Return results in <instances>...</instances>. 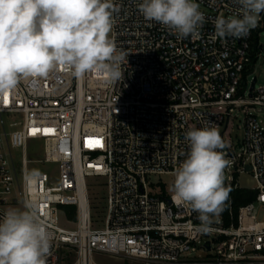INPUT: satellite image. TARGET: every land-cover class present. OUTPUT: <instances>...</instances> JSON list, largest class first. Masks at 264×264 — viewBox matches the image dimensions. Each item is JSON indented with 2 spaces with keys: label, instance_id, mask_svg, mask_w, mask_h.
Masks as SVG:
<instances>
[{
  "label": "built area",
  "instance_id": "1",
  "mask_svg": "<svg viewBox=\"0 0 264 264\" xmlns=\"http://www.w3.org/2000/svg\"><path fill=\"white\" fill-rule=\"evenodd\" d=\"M140 2L114 0L121 7L111 36L129 53L121 81L109 84L96 73L77 79L61 65L45 77L21 78L7 104L0 96V219L38 195L53 234L46 264H96V256L132 264H264V86L255 77L264 44L258 27L239 39L215 37L216 17L239 13L236 0H196L206 17L199 38L178 39L145 20ZM239 115L244 136L227 140ZM212 126L230 161L226 186L243 189L237 177L250 173L257 197L237 215L230 202L213 217L211 233H203L198 213L174 203L151 178L174 181L189 152L185 133ZM31 142L42 143L43 160L30 159ZM37 164L58 165V180L41 173L38 184L28 186L24 178ZM92 178L105 179L103 226L94 220ZM63 207L76 208L73 230L62 226Z\"/></svg>",
  "mask_w": 264,
  "mask_h": 264
},
{
  "label": "clouds",
  "instance_id": "2",
  "mask_svg": "<svg viewBox=\"0 0 264 264\" xmlns=\"http://www.w3.org/2000/svg\"><path fill=\"white\" fill-rule=\"evenodd\" d=\"M237 15H219L215 37H246L264 13V0H236ZM120 5L114 0H0V96L14 90L21 78L45 77L64 66L77 79L90 73L109 84L124 78L128 54L112 38ZM138 11L147 21L165 26L178 39H198L206 17L195 0H142ZM186 159L174 173L172 199L198 213L197 231L211 233L213 217L226 207L225 186L230 161L218 129H190ZM41 173L25 176L28 186ZM264 199V196L261 197ZM42 199L29 196L21 208H8L0 219V264H46L53 234L42 216Z\"/></svg>",
  "mask_w": 264,
  "mask_h": 264
},
{
  "label": "rangeland",
  "instance_id": "3",
  "mask_svg": "<svg viewBox=\"0 0 264 264\" xmlns=\"http://www.w3.org/2000/svg\"><path fill=\"white\" fill-rule=\"evenodd\" d=\"M196 2V0H195ZM258 30L257 33H260L259 42L261 44H264V16L259 18L258 22ZM255 77L258 78V87L264 86V56L258 59L257 65H256V73ZM244 117L242 115L238 116V119H236L233 123V125L230 127L227 140L230 138L233 139V141H237L238 139H242L244 136ZM3 130L0 124V138H3L2 136ZM27 151L29 153L31 160H43L44 159V150L42 143L40 142H31L28 144ZM15 157L18 160H21L22 157V151L18 150L15 151ZM32 170H38L40 173H46L52 179L53 181L58 180V165L55 164H37L31 167ZM89 186H91L90 189V197L93 205V214H94V220L96 223V226H103L104 218H105V203H106V189L102 187V183L105 182V179L103 178H92L88 180ZM151 182L154 184H159L160 187L164 189V191L168 195H172L171 192V185L173 183L172 177L169 176H163V177H153L151 178ZM228 182H230V179H228ZM237 183L239 186L243 189H249L253 190L256 188L257 184L256 181L252 178L250 173H244L237 177ZM226 186V184H225ZM67 215V214H66ZM259 219L261 221H264V208L259 209ZM76 222L77 219H70L68 215L65 219L62 221V226L66 229L73 230L76 228ZM204 255V253H198L197 255ZM94 261L96 264H132V261L122 262L120 260H114L109 257H100L96 256L94 257Z\"/></svg>",
  "mask_w": 264,
  "mask_h": 264
},
{
  "label": "trees",
  "instance_id": "4",
  "mask_svg": "<svg viewBox=\"0 0 264 264\" xmlns=\"http://www.w3.org/2000/svg\"><path fill=\"white\" fill-rule=\"evenodd\" d=\"M257 193L253 190L249 189H237L231 188V192L229 195V199L226 202L227 207L230 202H232V206L237 215L240 207L248 205L256 201ZM63 211L68 215L70 219H76V208L75 207H63ZM226 220L230 223L228 218V214H226Z\"/></svg>",
  "mask_w": 264,
  "mask_h": 264
},
{
  "label": "snow or ice",
  "instance_id": "5",
  "mask_svg": "<svg viewBox=\"0 0 264 264\" xmlns=\"http://www.w3.org/2000/svg\"><path fill=\"white\" fill-rule=\"evenodd\" d=\"M4 103L7 104L8 103V93H5L4 94ZM33 131H38L37 129H33ZM46 132H49V131H53L51 129H46L45 130Z\"/></svg>",
  "mask_w": 264,
  "mask_h": 264
},
{
  "label": "water",
  "instance_id": "6",
  "mask_svg": "<svg viewBox=\"0 0 264 264\" xmlns=\"http://www.w3.org/2000/svg\"><path fill=\"white\" fill-rule=\"evenodd\" d=\"M262 14V13H261ZM255 84H256V81H254V83L252 84V88H251V90L253 91L254 90V88H255ZM247 170L249 171L250 170V168H247Z\"/></svg>",
  "mask_w": 264,
  "mask_h": 264
}]
</instances>
